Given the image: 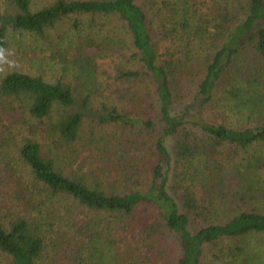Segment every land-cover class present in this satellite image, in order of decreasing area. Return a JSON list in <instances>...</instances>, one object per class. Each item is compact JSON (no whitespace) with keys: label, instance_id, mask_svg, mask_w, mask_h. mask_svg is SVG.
<instances>
[{"label":"trees","instance_id":"16d2710c","mask_svg":"<svg viewBox=\"0 0 264 264\" xmlns=\"http://www.w3.org/2000/svg\"><path fill=\"white\" fill-rule=\"evenodd\" d=\"M6 1L0 60L69 28L59 79L0 68L1 264H264V0Z\"/></svg>","mask_w":264,"mask_h":264},{"label":"rangeland","instance_id":"374dc122","mask_svg":"<svg viewBox=\"0 0 264 264\" xmlns=\"http://www.w3.org/2000/svg\"><path fill=\"white\" fill-rule=\"evenodd\" d=\"M38 1V0H37ZM39 3V2H37ZM6 0H0V9L3 11L7 7ZM68 22L63 24L57 30L52 31V40L53 43H45L40 38L33 35L21 34L18 32H13L10 37V49L6 54V57L3 60H0V68H16L24 72L31 71L32 73H42L45 76L46 80L52 82L59 79V74L64 71L63 62L66 59L67 51L65 50V45L62 42L56 41L57 34L60 31H68ZM58 40V39H57ZM66 64V62H65ZM71 74V72H70ZM69 74V75H70ZM3 112L2 107L0 106V115ZM218 117V116H215ZM220 118V117H219ZM229 120L230 123L232 120ZM26 128H19L14 123L6 117L0 116V135L1 137L6 136L9 132L14 133L15 139L18 141L21 140V137H28L29 133L25 131ZM119 133V131H117ZM116 132V134H117ZM7 142V141H6ZM6 144V143H5ZM11 143H8L10 145ZM170 141L169 139L166 142V147L170 150ZM79 149L83 146L79 145ZM84 148L80 149L83 151ZM7 154V157L4 161H0V166L5 162L8 163L10 168H13L15 172V177L9 179V176H4L3 172L0 171V217L4 218L5 216H10L13 212H16V208L11 202H8L4 196L7 198L8 195L12 192V186L9 183L16 181V178L22 179L23 181L28 180L29 170L21 163L18 159L17 153L14 152L11 147H0V152L3 155ZM82 157L87 156L88 152L84 150L82 152ZM74 164L73 166H75ZM17 173H22L21 176L17 177ZM5 177V178H4ZM21 181V180H20ZM22 182V181H21ZM172 241L175 244L176 254H180L179 247L175 239L172 238ZM251 241L254 243H259L260 246L264 249V236L257 235L251 238ZM3 262L0 259V264Z\"/></svg>","mask_w":264,"mask_h":264}]
</instances>
